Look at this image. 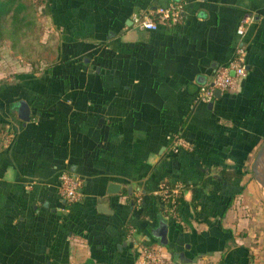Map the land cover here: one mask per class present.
<instances>
[{
	"label": "crops",
	"instance_id": "crops-1",
	"mask_svg": "<svg viewBox=\"0 0 264 264\" xmlns=\"http://www.w3.org/2000/svg\"><path fill=\"white\" fill-rule=\"evenodd\" d=\"M168 1L39 5L53 56L37 70L19 57L0 69V264H133L145 246L179 264H264L251 171L264 136V0H181L178 25L133 26V13ZM240 42L244 74L196 100ZM174 133L192 149L173 151ZM63 169L81 180L77 202L58 194ZM177 183L173 225L154 191Z\"/></svg>",
	"mask_w": 264,
	"mask_h": 264
},
{
	"label": "built area",
	"instance_id": "built-area-1",
	"mask_svg": "<svg viewBox=\"0 0 264 264\" xmlns=\"http://www.w3.org/2000/svg\"><path fill=\"white\" fill-rule=\"evenodd\" d=\"M132 24L136 28L155 29L159 24H179L183 20V5L181 0H170L164 5H158L150 12L133 13ZM244 18L241 19L236 27L237 34L241 35L244 31ZM245 72V46L242 42L238 43L230 60L216 67L211 78L201 83L196 92V100L201 102L209 101L214 95V89L219 91L231 88ZM12 137V132L5 133L3 141L8 143ZM171 149H191L192 144L179 133H174L171 137ZM81 180L75 174L63 169L58 174L57 191L58 194L68 202H77L82 198L80 190ZM181 184L173 186L161 185L155 193L161 198L166 199L168 206L165 208L166 214L173 217L176 215L175 207L178 201ZM133 264H179L171 256L165 255L158 246L142 247Z\"/></svg>",
	"mask_w": 264,
	"mask_h": 264
},
{
	"label": "trees",
	"instance_id": "trees-1",
	"mask_svg": "<svg viewBox=\"0 0 264 264\" xmlns=\"http://www.w3.org/2000/svg\"><path fill=\"white\" fill-rule=\"evenodd\" d=\"M43 1L44 0H31V1L0 0V41L2 40L7 41L6 48L8 50L14 51L16 54H13L14 52H12L13 55L19 56V58L24 59L29 63L30 67H33L35 69H38L40 65V61L39 64L35 63L34 61L31 60V58L28 57L27 53L25 54L23 53V44L21 43V39L24 37L25 33L27 32V26L34 24V22L37 19L35 18L34 13L31 15L28 13L29 9L31 8L32 5H34L36 9H38L39 5H41ZM165 25L169 27H174L178 24L174 23V24H165ZM42 46L44 48V45ZM20 55H22L24 58L20 57ZM43 59H45V57ZM232 175L239 177L241 174L239 171L234 170L232 172ZM180 200L181 199L178 198L175 207V213H176L175 216L171 217L168 214H166V212H164L166 219L169 220L170 223H172L173 225H176L178 222L179 205L182 202ZM68 203H72V202H68Z\"/></svg>",
	"mask_w": 264,
	"mask_h": 264
},
{
	"label": "rangeland",
	"instance_id": "rangeland-1",
	"mask_svg": "<svg viewBox=\"0 0 264 264\" xmlns=\"http://www.w3.org/2000/svg\"><path fill=\"white\" fill-rule=\"evenodd\" d=\"M27 1H31V0H27ZM37 12L38 9H36L34 5H32L28 11L30 15L34 13L35 18L37 16ZM40 30H41L40 23H38V20L36 19L34 24L27 26V32L25 33L24 37L21 39V43L23 44V53L24 54L27 53L28 57L31 58L32 61L38 64L39 61L41 60L46 61L54 54V51L51 49V46L46 43V39L44 35H41ZM42 45H44V48ZM6 47H7V41L5 40L0 41V59H1L0 62L2 63L0 64V69L3 68V71L5 70L4 65H6L10 60L15 58L17 59L19 57L13 55L16 53L14 51L8 50ZM12 52L14 53L12 54ZM43 56L45 57V59H43L44 58ZM20 57L23 56L20 55ZM30 69L37 70L33 67H30Z\"/></svg>",
	"mask_w": 264,
	"mask_h": 264
},
{
	"label": "water",
	"instance_id": "water-1",
	"mask_svg": "<svg viewBox=\"0 0 264 264\" xmlns=\"http://www.w3.org/2000/svg\"><path fill=\"white\" fill-rule=\"evenodd\" d=\"M219 90L218 89H214L213 91V95L214 96H218L219 95ZM210 103V101L208 102V104ZM17 111H18V116L22 119V120H26L29 117V110H28V106L23 102H19L18 106H17ZM251 171L252 174L255 178V180L258 182L263 195H264V136L261 139L260 144L258 145L255 154L253 156L252 159V163H251ZM118 184H116L115 182L109 181L107 184V192H117L116 188Z\"/></svg>",
	"mask_w": 264,
	"mask_h": 264
}]
</instances>
